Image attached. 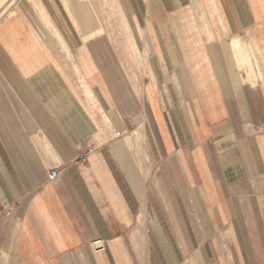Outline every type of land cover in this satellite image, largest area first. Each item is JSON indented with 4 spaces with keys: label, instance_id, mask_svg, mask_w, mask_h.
Masks as SVG:
<instances>
[{
    "label": "crops",
    "instance_id": "crops-1",
    "mask_svg": "<svg viewBox=\"0 0 264 264\" xmlns=\"http://www.w3.org/2000/svg\"><path fill=\"white\" fill-rule=\"evenodd\" d=\"M139 1L0 17L10 264H264V0Z\"/></svg>",
    "mask_w": 264,
    "mask_h": 264
},
{
    "label": "rangeland",
    "instance_id": "rangeland-1",
    "mask_svg": "<svg viewBox=\"0 0 264 264\" xmlns=\"http://www.w3.org/2000/svg\"><path fill=\"white\" fill-rule=\"evenodd\" d=\"M13 1L14 2L16 1L15 2V4H16V3H19V2H33L34 0H13ZM55 1L56 2H61V0H55ZM91 1H94V0H67L69 6L71 8L74 5L73 3H76V4L81 5V6H84L85 4L87 6H89ZM14 2H12V4ZM139 3L146 4L147 0L139 1ZM3 4H5V2ZM3 4L0 5V7L2 6L1 8H3L6 5L5 4L3 6ZM11 5L9 7H11ZM57 5H59V7L61 8L60 3H57ZM98 10H99V18L101 19V22H102V24H103V26L105 28V31H108V32H110V34L112 33L114 35V37L116 38V42H118L120 44V47H122L123 44H126L127 49H129L128 43L130 41L131 42L136 41L138 43H141L142 45H145L144 42L146 41V39H142V36L139 34V29H136V33H135V30L132 28V32L134 33L135 39H136V40H132L133 38L130 39L127 36V33H129L128 30L125 29V31H124L121 27H119V28L116 27L113 22H112V24H110V20L108 19V14H107V11L105 10V7H104V5L102 3V0H98ZM127 19L131 20V17L129 15H127ZM143 53L145 54V52H143ZM138 56H139V54H138ZM129 125H130V132H128V134H123L122 136L127 137L126 139L129 141V143L133 144L132 147H137V148H139L141 150V148H142L141 138H144V136H145L144 135V127H143V125H138V123H133V121H130ZM133 137L135 139H133ZM146 140H147V136H146ZM149 151H150V147H149V145L147 143L146 160H147V164H148L147 165L148 166V172H147L146 176H147L148 183H151V181H153V179H155V177H154L155 173H150V171H149V169H150V165L149 164L152 162L151 161V156L149 155V153H150ZM2 254H3V252L0 253V264H10L9 256L6 255V258L3 259V258H1ZM2 259H3V261H2Z\"/></svg>",
    "mask_w": 264,
    "mask_h": 264
},
{
    "label": "built area",
    "instance_id": "built-area-1",
    "mask_svg": "<svg viewBox=\"0 0 264 264\" xmlns=\"http://www.w3.org/2000/svg\"><path fill=\"white\" fill-rule=\"evenodd\" d=\"M48 179L53 181L57 179V170L56 169H51L50 172L48 173ZM14 204L10 205L5 211L4 215L9 216L11 213V210L13 208Z\"/></svg>",
    "mask_w": 264,
    "mask_h": 264
},
{
    "label": "bare ground",
    "instance_id": "bare-ground-1",
    "mask_svg": "<svg viewBox=\"0 0 264 264\" xmlns=\"http://www.w3.org/2000/svg\"><path fill=\"white\" fill-rule=\"evenodd\" d=\"M5 2V4H3ZM12 2H14L13 0H0V5L3 4V8L0 7V17L1 15L5 12V11H8L7 9L10 8L9 6L12 4ZM14 4V3H13Z\"/></svg>",
    "mask_w": 264,
    "mask_h": 264
}]
</instances>
